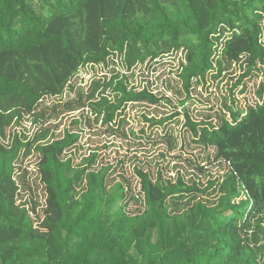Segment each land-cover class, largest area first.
<instances>
[{
	"label": "trees",
	"instance_id": "trees-1",
	"mask_svg": "<svg viewBox=\"0 0 264 264\" xmlns=\"http://www.w3.org/2000/svg\"><path fill=\"white\" fill-rule=\"evenodd\" d=\"M263 36L264 0H0V264H264V80L255 105L228 108L214 126L198 130L187 117L198 144L227 167L205 188L135 169L133 193L122 175L109 176L112 166L97 165L96 151L74 163L79 133L49 139L41 127L4 143L26 116L45 120L42 100L61 96L84 67L108 68L116 57L129 71L182 50L188 92L193 80L217 79L242 60V78L264 76ZM161 100L112 70L50 111L86 109L115 133L128 104ZM32 153L40 214L36 200L21 203Z\"/></svg>",
	"mask_w": 264,
	"mask_h": 264
},
{
	"label": "rangeland",
	"instance_id": "rangeland-1",
	"mask_svg": "<svg viewBox=\"0 0 264 264\" xmlns=\"http://www.w3.org/2000/svg\"><path fill=\"white\" fill-rule=\"evenodd\" d=\"M184 55L182 50L173 52L156 60L137 64L129 71L122 67L120 58L116 57L112 58L108 68L84 67L61 96L45 97L42 100L38 109L46 111L45 120L35 122L33 117L26 116L18 126L13 125L7 130L4 143L8 142L12 134L31 138L41 127L49 129V139L61 138L65 131L79 133L76 147L68 152L70 156H74V163H79L91 151H96L97 165L112 166L109 176L115 182H120L122 175L129 182L133 193L139 189L135 169L149 173L153 180L160 175L163 180L175 182L180 176L185 184L195 182L200 188H205L209 182L220 179L227 167L216 159L212 147L198 144V138L192 134L187 124V117L199 130L205 125H216L221 118L228 119V108L241 110L255 105L256 91L264 76L253 73V76L242 78L247 71L242 60L229 67L217 79L207 75L205 80H193L186 92L179 79ZM112 70L127 76L128 88L136 91L146 89L164 100L157 105L128 104L115 124H112L115 133L109 131L101 121L95 123L94 116L86 109L67 111L58 108L54 114L51 113L54 105L75 98V93L80 89L86 92L93 78L98 79L105 74L109 76V71ZM70 86L74 87L73 91L69 89ZM82 116L91 121L90 127ZM151 119L161 124L149 122ZM75 120H80L78 125L73 124ZM37 162L34 153L23 162L22 168L28 172L31 189L22 194L21 203L36 200V212L40 214L45 196L37 176ZM217 197L214 193L209 200L216 201ZM30 206L29 202L27 207ZM136 208L138 207L133 205L128 207L129 211Z\"/></svg>",
	"mask_w": 264,
	"mask_h": 264
}]
</instances>
